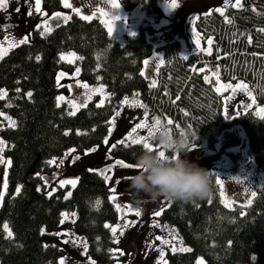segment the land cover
Wrapping results in <instances>:
<instances>
[{
  "label": "trees",
  "instance_id": "trees-1",
  "mask_svg": "<svg viewBox=\"0 0 264 264\" xmlns=\"http://www.w3.org/2000/svg\"><path fill=\"white\" fill-rule=\"evenodd\" d=\"M41 3L46 13L66 10L60 0ZM241 5L227 7L223 14L211 12L197 18L196 30L211 37L209 55H184L176 39L163 44L154 86L140 71L143 60L152 52L146 39V33L153 31L149 22L135 35L117 40L108 35L98 19L71 15L67 23L44 35L40 30L33 31L26 43L0 57V87L6 90L0 106L16 122L15 128L3 125L0 129L10 161L0 202V264H56L62 253L56 245L42 243L40 229H54L63 211L75 213L73 228L85 237L86 252L95 261L111 263L120 257L109 251L114 238L105 227L116 222L117 211L109 200L104 178L89 171L95 168L79 172L76 187L67 199L68 185L57 186L48 196L50 186L36 173L51 172L54 165L48 162L69 148L83 152L101 145L114 109L131 95L140 99L150 117H159L170 129L197 133L192 144L213 147L224 128L240 125L250 156L264 173V118L246 111L224 120L221 95L213 88L216 72L223 82L246 85L252 99L264 106V0H241ZM120 6L126 10L138 7L150 19L163 13L157 0H120ZM68 50L78 54L83 81L105 86L107 98L103 104H97V95L74 112L66 102L58 104L56 95L67 90L55 84V73L59 67L72 70L71 64L59 58ZM205 73L211 75V81L204 79ZM142 147L118 143L111 155L135 164ZM210 179V198L168 201L159 207L160 224L174 230L189 249L173 252L166 247L167 264H197L198 258L201 264H264V186L249 205L227 207L220 200L212 174ZM17 185L21 191L13 195ZM37 185L41 191H37ZM95 197L102 199L98 210L90 207ZM5 223L11 237L4 231Z\"/></svg>",
  "mask_w": 264,
  "mask_h": 264
},
{
  "label": "rangeland",
  "instance_id": "rangeland-1",
  "mask_svg": "<svg viewBox=\"0 0 264 264\" xmlns=\"http://www.w3.org/2000/svg\"><path fill=\"white\" fill-rule=\"evenodd\" d=\"M69 2L73 7L80 9V15L74 13L71 8L55 12H62L69 17L75 15L79 18L87 15L91 19H98L105 28L106 26L103 21L106 17L101 14L99 9L102 8L109 14L119 16L120 18L114 22L113 32L110 36L112 39L120 40L126 35L133 36L130 33H134L135 35L139 27L145 24V22L151 24L153 31L146 33V39L152 45V52L143 60H148L147 66L142 62L141 67L145 73L143 76L151 85L153 81L156 83L157 71L162 63L163 54L160 47L163 44L176 39L180 42L181 52L184 55L194 52L209 55L212 52V42L209 41V37L203 36L196 30L195 23L197 18L211 12H216L215 9L218 7L225 10L227 7H233V4H235V0H227V3H225V0H176V6L171 7V0H157L163 12L162 16L150 19L138 7L126 10L120 6L118 9H112L108 4V0H69ZM61 5L65 8L62 3ZM17 8H19V11H16ZM30 9L32 14L28 15ZM43 12V16L35 12L34 0H29L28 4L25 3V0H9L8 7L0 9V46L3 47L6 54L13 48L10 45L15 44L17 46L21 44L19 41L25 36H28L29 39L33 31L40 30L41 32L48 33V31H45L43 24H41V28H36L37 24H40L42 20L47 19L53 13H46L44 10ZM63 23L58 18H53L49 21L52 30ZM197 42L199 46H197ZM202 49H208V51L205 52ZM69 53H75V56H71ZM61 54L64 55V59H61ZM59 58L60 61L71 64L72 70L68 72L62 67L56 70L55 84L59 87H65L67 90V92H59L56 95V98L57 96L63 97L59 102L57 101L58 104L66 102L70 107V111L74 112L86 104L85 100L89 94L91 96H98L97 104H103L106 101L107 95H102L101 91H92L97 89L102 84L101 82L90 84L83 81L79 73L75 76L72 75L76 68H79V58L76 52L72 50L63 51L59 54ZM59 73H64L65 75L60 76L58 81L57 75ZM214 74L217 77L214 78L213 88L215 90L217 88L220 89L217 92L221 95L222 116L224 120H230L234 116H237V113L240 114L246 111L261 116L258 109H264V106L256 103L252 99V96L248 95V93H251L250 88H236V84L223 82L218 78L216 72ZM205 76L208 77L207 81H211V75L205 73ZM77 81L81 83L78 84ZM84 83L88 85L87 89L82 86ZM229 85H232V87H229ZM233 89L236 90L234 91ZM102 91L107 94L105 86ZM5 95L6 90L0 99H4ZM135 101L141 103L136 95H131L127 97L125 104L121 105L119 102L114 109L108 120V128L112 127L113 129L111 134L107 131L108 144L102 142L101 145H93L89 148L95 147L96 150L87 154H85V150L83 152L74 151L68 153L67 149L60 157L54 160L52 163L54 168L51 172L39 173L40 176L48 178L47 185L50 186V191L60 186L58 183L60 179L78 177L79 172L83 168L93 167L103 170L106 165L112 164L115 158L112 157L109 148L111 147L112 149L115 144H118V141H121L120 143L123 145L131 144L126 134L135 127V124L144 121L145 127L137 129L136 133L133 134V138L148 136V127L155 123L153 120L155 116L150 117L148 113L145 116L146 110L135 104ZM225 109L228 110L231 118H226ZM114 112H119L120 115H114ZM0 113H3V115H0V129L3 125L10 126L8 118L10 117L12 120L13 118L9 115V112L0 106ZM110 120L114 121V123L109 124ZM159 120L160 124L167 125L160 118ZM0 140H3L1 135ZM137 144L142 145L140 143ZM246 144L243 129L240 125L234 124L224 128L220 132L213 147H209L205 143L189 146L187 158L209 170L210 175L212 174L214 177L215 183L217 177L220 178L221 185H217L218 192L221 202L227 207L249 205L254 197L252 193H256L259 188L264 186V173L252 160ZM193 145H195L194 148L192 147ZM5 148L6 143L4 141L3 151L0 152V157L3 158V162H0V188H3L6 179L5 168L9 166V157L5 154ZM73 156H78L79 158L72 160ZM61 159L64 160V163H60ZM57 164L60 165L59 168L56 167ZM136 171L137 169L114 165L110 171L104 173L110 177L109 182L106 183L108 189H115V192H110V195L115 196V199L111 200V202L115 208L116 204L121 205L119 211L116 208L118 215L116 222L109 224L110 231L111 226L119 225L115 235L112 231L111 233L114 238L113 250H118L113 252L121 258L118 257L111 263H99L95 261L83 248V243H87V240L73 228V212L63 211L68 216L63 224L60 223V215L59 223L54 229L42 226L45 232L41 233L40 231L42 243L44 245H56L62 253L57 258L56 264H60L61 257L64 258L63 264H93V262L94 264H162V261L158 259L161 250L164 251L163 261H166V250H164L166 247H170L171 251H173V247L176 248V251H181V248H187L174 230H166L157 219L158 216L153 215L154 212L160 210L159 207L166 204L169 200L163 197L152 200L146 194L135 193L129 187L128 177ZM54 175L55 178H53ZM101 176L103 177V175ZM125 177L127 179H124ZM66 185L69 187L67 192H70L73 187L69 184ZM3 190L5 192V188ZM1 199L2 197H0V202ZM129 206L132 209L138 208L140 215L137 216L135 211H129ZM125 220L128 221L127 226L124 224ZM120 228H123V234L120 233ZM57 232H61V235H55ZM157 237H160V239H157ZM75 240H79L80 243L74 242ZM162 240L169 241V243H161ZM201 261V258H198L197 264H201Z\"/></svg>",
  "mask_w": 264,
  "mask_h": 264
},
{
  "label": "clouds",
  "instance_id": "clouds-1",
  "mask_svg": "<svg viewBox=\"0 0 264 264\" xmlns=\"http://www.w3.org/2000/svg\"><path fill=\"white\" fill-rule=\"evenodd\" d=\"M196 136L191 129L175 131L165 124L154 128L150 141L158 147L156 150L142 147L135 158L137 171L128 177L129 187L152 200L163 197L169 201L191 202L210 198V171L187 158L189 146ZM96 201L99 205L94 207ZM101 204L102 199L95 197L90 207L98 210Z\"/></svg>",
  "mask_w": 264,
  "mask_h": 264
},
{
  "label": "snow or ice",
  "instance_id": "snow-or-ice-1",
  "mask_svg": "<svg viewBox=\"0 0 264 264\" xmlns=\"http://www.w3.org/2000/svg\"><path fill=\"white\" fill-rule=\"evenodd\" d=\"M34 2H35V12L36 13H39L41 16H43L44 15V12H43V10L41 8V0H34ZM25 3L28 4L29 3V0H25ZM61 3L65 6V8H71L74 13H76L77 15H80V9L79 8H76V7H73V5L69 2V0H61ZM225 3H227V0H225ZM8 4H9V0H0V9H6L8 7ZM108 4L111 6L112 9H118L120 7V0H108ZM170 6L171 7H175L176 6V0H171V5ZM233 7H242V5L240 3V0H235V4H233ZM16 11H19V8H17ZM99 11L101 12L102 15H104L106 17V19L103 22L105 23V26L107 28L108 35L111 36V34L113 32L114 22L117 19H119L120 17L117 16V15L109 14V13L105 12L104 9H102V8L99 9ZM215 11L223 14V11L224 10L222 8H219L218 7V8L215 9ZM31 14H32V12H31V9H30L29 12H28V15H31ZM53 18H58V19L62 20V22H64V23H67V21L70 19L69 16L65 15L62 12H53L50 17H48L47 19L42 20L40 24H37L36 25V28L37 29L41 28V24H43L45 26V31L50 32L52 30V28H51V26L49 24V21H51ZM81 18L84 19V20L91 19V17L90 16H87V15H83V16H81ZM225 20L228 21L229 23H231V21L228 20V17H225ZM261 31H264V29H261ZM41 35H44V32H41ZM130 35H134V33H130ZM27 41H28V36H25L19 42L20 43H26ZM209 41H211V37H209ZM14 46H15V44L10 45V47H14ZM197 46H199L198 42H197ZM202 51H205L206 52V51H208V49H202ZM5 54L6 53H5L4 49H3V47L0 46V57L4 56ZM69 55L75 56V53H69ZM36 59L37 60L40 59L39 55L36 56ZM61 59H64V55L63 54H61ZM143 63H144L145 66H147L148 60L143 61ZM79 71H80V69L79 68H76L75 72H73L72 75L73 76L77 75V73H79ZM62 75H65V74L64 73H59L57 75V80L58 81L60 79V76H62ZM141 75H145L143 69H141ZM97 79H99V77H97ZM204 79L207 81L208 80V77L205 76ZM77 83L80 84L81 82L80 81H77ZM154 84H155V81H153V86H154ZM82 86L84 88H86V89L88 88V85L86 83H84ZM229 87H232V85H229ZM103 88H104V85L101 84V85H99V87L97 89H94L92 91H101L102 92V95H107L106 93H103V91H102ZM236 88L246 89L247 86L241 83V84H238L236 86ZM233 90L235 91L236 89H233ZM16 91L19 92L20 89L17 88ZM216 91H220V89L217 88ZM4 94H5V89L0 88V97H2ZM27 95L30 96L31 93L29 92V93H27ZM248 95L251 96V93H248ZM56 99L59 102L61 99H63V97L57 96ZM87 99H91V94L88 95ZM87 99L85 100V103L87 102ZM126 102H127V98H125L124 100H121L120 101V104L123 105ZM134 103L135 104H138V106L141 107V108H144L145 107L139 101H135ZM80 106H82V105H80ZM249 107H251V105H249ZM258 112L262 115V118H264V109H258ZM69 114L71 115L73 113H69ZM237 114H239V113H237ZM0 115H3V113H0ZM114 115H117L118 116V115H120V113L119 112H114ZM145 116H147V112H145ZM225 116H226V118H231L227 109H225ZM8 119H9V122H10V126L13 127V128H15L16 127V122L14 120H12L10 117ZM153 120L155 121V123L152 126H149L148 127V136L147 137L140 136L138 138H133V134L136 133L137 129L142 128V127H145V122L144 121H141L140 123L135 124V127H133L130 130V132L126 134L127 138L130 139L131 144L140 143L146 149H149V150H154V148H155V150L157 149L158 146L155 143H153V142L150 141V134H151V132H152V130L154 128H156V127H158L160 125V120H159L158 117H153ZM112 123H114V121L110 120L109 121V124H112ZM168 123L171 124L172 121L169 120ZM112 131H113L112 127H109L108 128V133L111 134ZM103 142L105 144H108V136H105L104 137ZM120 142L121 141H118L117 143H120ZM3 145H4V141L3 140H0V152L3 151ZM95 150H96L95 147L87 148V149H85V154L91 153V152H93ZM74 151H75V149H73V148H70V149L67 150L68 153H72ZM110 151H111V147L109 148V152ZM160 154L163 156L164 155L163 151H161ZM66 155H67V153H66ZM78 158H79L78 156H73L72 157V160H76ZM54 160H55V158H53V160L49 161L48 163L51 164V163L54 162ZM0 162H3V158L2 157H0ZM9 163H10V161H9ZM60 163H64V160L61 159ZM114 165L121 166V167H124V168H129V169H137V165H135V164H127L122 159H115L112 164L106 165L103 170H101V169H89V171L98 172L99 174L103 175L105 183H108L110 177L108 175H105L104 173L110 171L113 168ZM59 166H60L59 164L56 165L57 168H59ZM6 175H7V168H5V176ZM36 175L37 176H40L39 173H36ZM53 178H55V175H54ZM40 179L43 180L45 182V184L48 183V178L47 177L40 176ZM78 179H79V177L68 178V179H60L58 181V183H59V185L61 187H63L66 184H69V185H71L74 188V187H76V184H77ZM113 179H114V177H113ZM124 179H127V177H125ZM216 184L217 185H221V180H220L219 177H217V179H216ZM6 187H7V181L5 179L3 188H6ZM3 188H0V197H3L4 196V190H3ZM55 190L56 189L53 188L52 191L47 192V195L48 196H51ZM109 190H110V192H115V189H111L110 188ZM20 191H21V186L20 185H17L16 186L15 193H13V195H15L16 193H19ZM37 191H41V187L39 185H37ZM69 195H71V193L70 192H67L66 195H65V198L67 199V197ZM252 195L255 196V192H253ZM114 199H115V196L114 195H110L109 196V200H114ZM98 205H99V201H96V203L93 206L95 207V206H98ZM116 208L119 211L120 208H121V205L120 204H116ZM129 211H135V214L137 216L140 215V211H139L138 208L137 209H132L129 206ZM161 211H162V209H161ZM161 211H156V212L153 213V215L154 216H160L161 215ZM243 214L244 213L241 212V215H243ZM60 215H61L60 223L63 224L64 223V220L67 219L68 216L64 212H61ZM72 215L74 216L75 213H72ZM133 223H134V221H133ZM124 224H125V226H127L128 221L125 220L124 221ZM105 227L107 228V227H110V226L106 223L105 224ZM118 227H119V225L111 226V231H112V233L114 235H115ZM4 231L7 233V235L9 237L12 236V232L9 230L7 223L4 224ZM40 231H41V233H44L45 232V229L42 227L40 229ZM120 233L123 234V228H120ZM55 235L60 236L61 235V232H57V233H55ZM157 239H160V237H157ZM74 242L80 243L79 240H75ZM161 243H169V241L162 240ZM87 247H88L87 243L86 242L83 243V248L85 250H87ZM180 250L181 251H188L189 249H187V248H181ZM109 251H118V250L109 249ZM173 251H176V248L175 247H173ZM163 257H164V251L161 250L158 259L162 261V264H167L166 261H163ZM63 261H64V258L61 257L60 258V264H63ZM93 264H94V262H93Z\"/></svg>",
  "mask_w": 264,
  "mask_h": 264
}]
</instances>
